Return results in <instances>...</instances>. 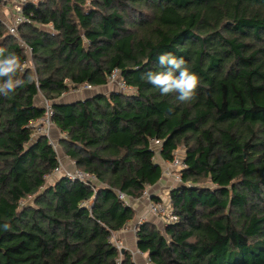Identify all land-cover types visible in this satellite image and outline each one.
Returning a JSON list of instances; mask_svg holds the SVG:
<instances>
[{
    "label": "trees",
    "instance_id": "trees-1",
    "mask_svg": "<svg viewBox=\"0 0 264 264\" xmlns=\"http://www.w3.org/2000/svg\"><path fill=\"white\" fill-rule=\"evenodd\" d=\"M24 11L18 37L32 66L0 96V225H11L0 228V264H136L112 241L136 215L118 191L140 198L162 177L157 156L172 161L182 146L170 191L178 220L143 223L138 249L155 264H264V0H43ZM0 47L29 62L1 21ZM164 52L199 76L194 101L142 79ZM115 69L135 91L58 101L84 83L109 85ZM39 95L95 189L55 179L57 152L32 126L45 117Z\"/></svg>",
    "mask_w": 264,
    "mask_h": 264
},
{
    "label": "built area",
    "instance_id": "built-area-1",
    "mask_svg": "<svg viewBox=\"0 0 264 264\" xmlns=\"http://www.w3.org/2000/svg\"><path fill=\"white\" fill-rule=\"evenodd\" d=\"M39 1L43 0H0V11L3 9V6L10 5L11 6V12H12V19L6 20L2 15L0 14V21L5 25L7 28L8 32L15 36L18 37V27L24 23H30L31 22V16L26 14L24 9L25 7L30 4V3H38ZM26 49H29L30 54H32L31 48L25 44ZM27 66V61L21 64V69L20 72H23ZM109 84H112L116 90H120L122 92L128 93L129 89H132L131 92L135 91L133 87H130L126 84V82L123 80L121 77V73L118 69H115L112 74L109 77ZM94 87L88 83H84L77 88L74 89L75 92H81L84 90H91ZM129 92V93H131ZM42 105L45 108V117L42 118L40 121L37 122H32V126L36 128V131L38 132L37 134L39 135H45L48 137L49 142L52 144L54 149L57 152L58 144L53 141V139L50 137V133L52 131V128L54 127L53 122H52V116H53V101L47 99L44 97ZM153 145L158 146L157 147V153L159 152V147H160V141L158 140H153ZM179 151V150H178ZM177 151V152H178ZM177 152H175L174 159L172 161H167L166 163L168 164V168H178V171H175L176 174V182L180 183L182 181V173L181 170L182 168L185 167V163L183 158L179 159L177 157ZM59 166L55 169V174L62 173V175L67 176L70 179L73 180H79L83 182L84 184H89L95 189V183L97 182L96 177L88 172L82 171L76 166H74L71 170H66L64 165L59 159ZM166 164V165H167ZM75 165V163H74ZM118 197L120 200L127 202L128 200V195L122 191H118ZM142 197H144L148 201V210L149 212L160 218L161 220L164 221L165 224L168 223H173L178 220V216L172 212L170 203L169 204H164L163 201L156 200L152 197L150 190H145ZM145 221L140 220L138 223L139 226L141 227ZM136 228L137 230H140V227ZM138 233V231H137ZM112 241L116 248L122 252L126 250L124 243L119 240L115 239V234L112 237ZM146 263L147 264H155L150 257L146 255Z\"/></svg>",
    "mask_w": 264,
    "mask_h": 264
},
{
    "label": "clouds",
    "instance_id": "clouds-1",
    "mask_svg": "<svg viewBox=\"0 0 264 264\" xmlns=\"http://www.w3.org/2000/svg\"><path fill=\"white\" fill-rule=\"evenodd\" d=\"M0 47V96L14 93L24 81L17 78L21 69V59L12 52ZM158 70H148L142 76L161 96L174 95L179 103H190L196 98V90L201 85L199 76L191 70L184 57H177L171 52L161 53L157 57ZM0 228L8 231L11 225L4 223Z\"/></svg>",
    "mask_w": 264,
    "mask_h": 264
},
{
    "label": "crops",
    "instance_id": "crops-1",
    "mask_svg": "<svg viewBox=\"0 0 264 264\" xmlns=\"http://www.w3.org/2000/svg\"><path fill=\"white\" fill-rule=\"evenodd\" d=\"M0 14L7 21L8 20L11 21V19H12L11 6L7 5L5 8H3L0 11ZM107 86H110V85L101 86V87H94L93 89H91L92 91L84 90L81 92H75L74 90H71V91L65 93L63 95V97H61L58 101L59 102L61 101L63 103H70V102H73L76 100H81V99L91 97V96L97 94L98 92L109 93L110 91L115 89V87L111 86L112 89L106 92L105 88H107ZM43 99H44L43 95L37 96L36 97V103L38 105L43 106L42 105ZM52 132L54 135V139H56L58 145L60 146L59 141H61V139L63 137H65V133H62L56 126H54V128H52ZM64 155L68 159V162L65 161V162H67V166L73 168L75 166L74 165L75 162L71 158H69L65 153H64ZM161 159L159 160L157 158V161H159L162 165ZM162 168H163V165H162ZM61 175H62V173L54 174V177L56 179V178L60 177ZM178 185H179V183H177V182L175 183V181H172L166 175L164 176V168H163V174H162V177L159 180V182L157 184H155L154 186L149 187L147 189L150 190V193L154 199L164 202V197L161 193L163 192L164 194L169 195V197H170L171 189L174 187H177ZM140 198H143V197L141 196ZM127 203L135 209V211H136L135 219H136V217L140 218L143 216V219L145 222L146 221L152 222L159 229H161L160 225L158 224L159 220H161V219L160 218L158 219V217H156V216L152 215L150 212H148V209H147L148 201H147V203H145V202L141 201L139 198L129 197L127 200ZM135 219L129 223L128 227H126L125 229L115 233V235H117L118 239H120L124 243L125 248L127 250L131 251V253L133 254L134 257L137 256L138 260H140L141 263L144 264V261H146V254L142 253L138 249V246H137V242H138L137 241V232H136V228L134 226ZM145 264H147V263L145 262Z\"/></svg>",
    "mask_w": 264,
    "mask_h": 264
},
{
    "label": "rangeland",
    "instance_id": "rangeland-1",
    "mask_svg": "<svg viewBox=\"0 0 264 264\" xmlns=\"http://www.w3.org/2000/svg\"><path fill=\"white\" fill-rule=\"evenodd\" d=\"M6 6H3L2 8H5ZM7 29V28H6ZM17 43L21 46V47H24L25 49H24V51H26V53H27V56H28V58H29V62L27 63V67H28V65L29 66H32L31 64H30V61L32 60L31 59V56H32V54H30V51H29V49H26V47H25V41L22 39V38H20V37H17ZM110 86H107V88H105V91L107 92V91H109V90H111L112 89V87L111 86H113L112 84H109ZM114 87V86H113ZM88 91H92V90H88ZM132 91V89H129V91H128V93L129 92H131ZM132 93V92H131ZM54 128V127H53ZM36 129V128H35ZM38 132L36 131V134H37ZM50 137L53 139V141L55 142V143H57V141H56V139H54V135H53V132L51 131V133H50ZM58 144V143H57ZM57 155H58V158L60 159V161L62 162V164L63 165H65L64 167H65V169L66 170H71L72 168L71 167H68L67 166V162H68V159L65 157V155H64V151H63V149L58 145V148H57ZM184 155H185V146H182V148H179V151L177 152V157L179 158V159H182L183 157H184ZM157 158L160 160L161 158L159 157V156H157ZM65 161H67V162H65ZM161 162H162V165H163V168H164V176L166 175L169 179H171L172 181H175V183H176V174H175V171H178V168H168V164L166 163V161H164V160H162L161 159ZM167 164V165H166ZM54 180V178H52V177H50L49 178V180H48V182H52ZM208 185V184H207ZM162 195H163V197H164V204H169L170 203V197H169V195H166V194H164L163 192L161 193ZM141 201H143V202H145V203H147V201H146V199L143 197V198H139ZM143 199V200H142ZM147 209H148V205H147ZM148 212H149V210H148ZM159 219V218H158ZM140 220H144L143 219V216L142 217H136V219H135V223H134V226H135V228H138V226H139V222H140ZM158 224L160 225V227H161V229H163L164 228V226H166L165 225V223H164V221L163 220H159V222H158ZM140 227V226H139ZM141 229V228H140ZM137 231H140V230H137ZM136 231V232H137ZM115 239H118V237H117V235H115ZM120 240V239H119ZM133 258H134V260H135V262H136V264H142L141 263V261L140 260H138V258H137V256L136 257H134L133 256ZM145 262L146 261H144V264H145Z\"/></svg>",
    "mask_w": 264,
    "mask_h": 264
},
{
    "label": "water",
    "instance_id": "water-1",
    "mask_svg": "<svg viewBox=\"0 0 264 264\" xmlns=\"http://www.w3.org/2000/svg\"><path fill=\"white\" fill-rule=\"evenodd\" d=\"M122 252H124V251H122Z\"/></svg>",
    "mask_w": 264,
    "mask_h": 264
}]
</instances>
